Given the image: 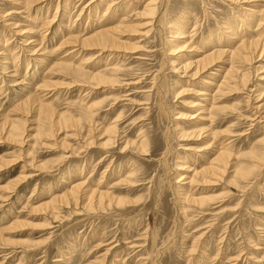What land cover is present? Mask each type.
Wrapping results in <instances>:
<instances>
[{"label": "rangeland", "instance_id": "rangeland-1", "mask_svg": "<svg viewBox=\"0 0 264 264\" xmlns=\"http://www.w3.org/2000/svg\"><path fill=\"white\" fill-rule=\"evenodd\" d=\"M29 1L0 0V264H264V0ZM129 15L123 50L60 47Z\"/></svg>", "mask_w": 264, "mask_h": 264}, {"label": "bare ground", "instance_id": "bare-ground-1", "mask_svg": "<svg viewBox=\"0 0 264 264\" xmlns=\"http://www.w3.org/2000/svg\"><path fill=\"white\" fill-rule=\"evenodd\" d=\"M28 1V0H27ZM30 1H32V0H30ZM29 1V2H30ZM93 1L94 0H92L91 1V3H93ZM103 1V0H102ZM102 1H100L99 3H102ZM113 2H114V0H112ZM249 1V0H248ZM104 2V1H103ZM244 2V1H243ZM250 2V1H249ZM99 3H97V5L99 4ZM109 3V2H108ZM112 3V2H111ZM111 3H109V4H107V6H106V12H105V14L103 15V16H105V15H107L106 13L107 12H112L113 11V7H111ZM29 4H31V2L29 3ZM96 4V3H95ZM111 4V5H110ZM87 5H91L90 4V2H89V4H87ZM115 5V4H114ZM99 6H100V4H99ZM145 7H144V10H143V13H147V14H153L154 12H156L157 11V6H155V3L153 2V1H149L146 5H144ZM89 7V6H88ZM90 8V10H89V12H88V14L89 15H95V16H97V14H96V12L98 11H94L93 10V8H91V7H89ZM114 10H115V8H114ZM82 11H85L84 10V7H82V9L80 10V14L79 15H81V13H82ZM92 11H94V12H92ZM260 11V10H259ZM114 12V11H113ZM141 12V11H140ZM117 13V12H116ZM124 13V12H123ZM254 13V12H253ZM114 14H115V12H114ZM114 14H112V16L114 15ZM126 14V13H125ZM137 14H138V12H137ZM78 15V16H79ZM122 15H124V14H122ZM102 16V17H103ZM131 16V17H130ZM137 16V15H136ZM100 17V16H99ZM115 17V16H114ZM133 16L132 15H129V17H122V19L119 17V19H121L120 20V23H118V24H114L113 26H111V27H107V28H103V29H99L97 32H95V33H92L93 35H91V36H89V37H80V36H78V35H74V36H71V35H69V37L71 38H69V39H65V40H62V42H61V46L60 47H67V46H70L71 45V48H72V46H76L77 45V47L78 48H80V47H82V48H84V49H86L85 48V45H87V46H92V45H96V43L95 42H98V41H96V40H99L100 38L103 40V42H99V43H97L98 45H99V49L100 50H103V49H107V48H109V49H111V50H119L120 51V48L122 47V50H123V46H125L124 44H122L121 43V41L119 40V38H118V35L116 36V33H118L119 32V30H121L120 28L121 27H123V26H125V27H130L129 25L130 24H126L125 22L126 21H128V19L130 20V18H132ZM135 18V17H134ZM99 19V18H98ZM242 19V18H241ZM100 20V19H99ZM126 20V21H125ZM264 20V19H263ZM102 21V19L100 20V22ZM119 21V20H118ZM117 21V22H118ZM129 22H131V21H129ZM186 23V22H185ZM260 23H263V22H260ZM179 26V25H178ZM261 26V25H260ZM185 26L184 25H182V29L184 28ZM186 28V27H185ZM124 29V28H123ZM179 29V27L177 28V30H175V32H174V36H173V38H174V42H175V40H180L181 41V39H184L185 37H187L186 35H185V32H183V31H180V30H178ZM257 30V29H256ZM95 31V30H94ZM23 34V33H22ZM82 36V35H81ZM122 36V35H121ZM120 36V37H121ZM74 37V38H73ZM73 38V39H72ZM247 39V38H246ZM245 39V40H246ZM256 38H254V40H247V41H242L241 42V44H240V46L238 47V49H236V51H234L233 50V52H232V50H231V52H232V54H239V53H241L245 48L247 49V48H252V47H258V45H259V40H258V38L255 40ZM242 40V39H241ZM243 40H244V38H243ZM95 41V42H94ZM239 44V43H238ZM264 44V43H263ZM185 45V44H184ZM80 46V47H79ZM95 47V46H94ZM180 47H183V45L181 46L180 45ZM74 48V47H73ZM82 48H80V49H82ZM133 49H135L136 47H132ZM236 48V47H235ZM242 48H244L243 50H242ZM88 49H90V48H88ZM184 49V48H183ZM224 49V48H223ZM246 49H245V51H246ZM263 49V48H262ZM71 50V49H70ZM73 50V49H72ZM75 50V49H74ZM73 50V51H74ZM121 50V51H122ZM125 50V49H124ZM176 50V49H175ZM178 50V49H177ZM239 50H242L241 52H239ZM252 50V49H251ZM253 50H255V49H253ZM104 51V50H103ZM110 51V50H109ZM137 51V50H136ZM244 51V52H245ZM249 51V50H248ZM123 52V51H122ZM227 52H229V50L227 51ZM227 52H225V53H227ZM230 52V53H231ZM1 53V52H0ZM76 53V52H75ZM74 53V54H75ZM79 53V52H78ZM222 53V52H221ZM249 53V52H248ZM100 54V53H99ZM210 54V53H209ZM245 54V53H244ZM246 54H247V52H246ZM245 54V56H247ZM249 54H251V53H249ZM66 55H68V54H66ZM211 55V54H210ZM222 55H223V53H222ZM256 55V54H255ZM233 55H231L230 57L233 59V57H232ZM238 57H239V55H237ZM250 56V55H249ZM249 56H247V57H249ZM260 56V55H259ZM210 57V56H209ZM209 57H206L207 59L209 58ZM254 57V56H253ZM75 58V57H74ZM211 58V57H210ZM252 58V57H251ZM232 59H231V61H232ZM259 59V58H258ZM83 61H84V59H83ZM80 62V61H79ZM86 63V62H85ZM187 64V63H186ZM192 64V63H191ZM205 64V63H204ZM216 64V63H215ZM55 66H57L59 69L61 68L62 70H64V71H66V72H71V73H73L74 72V74L76 73L77 75L79 74V73H84V69H82V65L80 66V67H78V66H75L74 65V63L72 64V63H69V62H56L55 64H54ZM79 65V64H78ZM206 65V64H205ZM55 66H53L52 68H54ZM183 66H186V65H183ZM213 66V65H212ZM236 66L237 65H235V66H233L232 68H236ZM56 67V68H57ZM192 67V66H191ZM204 67V66H203ZM207 67V66H206ZM4 69H6V67H3ZM55 68V69H56ZM84 68V67H83ZM212 68V67H211ZM231 68V67H230ZM60 69V70H61ZM109 71H110V69H108ZM202 70V69H201ZM206 70V69H205ZM207 70H209L208 68H207ZM100 71V70H99ZM51 72V71H50ZM65 72V73H66ZM105 72H107V71H105ZM117 72V71H116ZM203 72V71H202ZM95 73V72H94ZM109 72H107V74H108ZM195 73V72H194ZM85 74V76H86V73H84ZM92 74H93V72H92ZM107 74H105V73H103V72H97L96 71V73L95 74H93V78L95 77V79H97L99 82H101V83H103V82H107L108 80H109V77H107L106 75ZM115 74V73H114ZM230 74V73H229ZM83 75V74H82ZM231 75V74H230ZM229 75V76H230ZM109 76V75H108ZM232 76V75H231ZM79 77V76H78ZM226 77V76H225ZM229 78L227 77L226 78V81L228 80ZM138 80V79H137ZM225 81V80H224ZM223 81V82H224ZM86 82V81H85ZM89 83V82H88ZM87 83V84H88ZM129 83V82H128ZM227 83V82H226ZM225 83V84H226ZM45 84V83H44ZM46 84H48V82L46 83ZM45 84V85H46ZM93 84V83H92ZM223 84V83H222ZM224 84V85H225ZM231 85V84H230ZM218 88V87H217ZM43 90V89H42ZM262 96V95H261ZM32 99H33V97H32ZM31 99V100H32ZM260 100V99H259ZM38 102H41V101H39V100H37ZM30 102V101H29ZM35 102V101H34ZM43 102V101H42ZM27 103V102H26ZM36 103V102H35ZM21 104V103H20ZM92 104V103H91ZM260 104V103H259ZM263 105H264V103H262ZM38 105H39V103H38ZM44 104H42V106H43ZM100 105V104H99ZM21 106V105H20ZM90 106V105H89ZM40 107V106H39ZM38 107V108H39ZM91 107H95L94 105L93 106H91ZM260 107H262L261 105H260ZM264 107V106H263ZM41 108V107H40ZM206 109V108H205ZM208 109V108H207ZM259 109V108H258ZM39 110V109H38ZM41 110H43V109H41ZM46 110V109H45ZM261 110H262V108H261ZM44 111V110H43ZM42 112V111H41ZM40 112V113H41ZM256 112V111H255ZM62 116V115H61ZM205 116V117H204ZM203 116V118H199V120H207V119H213V118H211V114L210 113H208V114H205ZM93 118V117H92ZM4 120V119H3ZM5 120H6V118H5ZM59 120V119H58ZM12 121V120H11ZM11 121H9V122H11ZM8 122V123H9ZM13 122V121H12ZM16 122H18L17 120H16ZM58 122V121H57ZM211 122L213 123V120H211ZM3 123H4V121H3ZM112 123V122H111ZM15 124V123H14ZM14 124H12V126H11V130H9V138L10 137H12V138H14V137H17L18 136V133L16 132V126L14 125ZM18 124V123H17ZM16 124V125H17ZM115 124V123H114ZM5 125V124H4ZM7 125V124H6ZM211 125V124H210ZM210 125H209V127H210ZM2 126V125H1ZM9 126V125H8ZM2 127H4V126H2ZM18 127H20V126H18ZM103 128V127H102ZM108 128V127H107ZM26 129V128H25ZM100 130V129H99ZM104 130H106V128H104ZM211 128H210V134L213 136V134H214V131H212L211 132ZM5 131H6V129H5ZM8 131V130H7ZM20 131H22V129L20 130ZM118 131V130H117ZM4 132V131H3ZM103 132V131H102ZM105 132H107V130L105 131ZM105 132H104V135H105ZM110 132V131H109ZM109 132L107 133V134H109ZM116 132V131H115ZM8 133V132H7ZM111 133V132H110ZM112 135V134H111ZM7 136V135H6ZM34 136V135H33ZM47 136V135H46ZM214 136H215V134H214ZM212 139V138H211ZM211 144V143H210ZM209 144V145H210ZM221 144V145H220ZM228 144H229V142H220L219 144H217L218 146H216V149H217V147H218V150H217V152H216V154L214 155V157L210 160V163H209V165L208 166H204V167H202V169L200 168V170H196V172L194 171V176H193V181H194V178H198V175L201 173V175L203 176V178H204V175H207L208 176V174H211V176L213 177H215L216 175L217 176H219V175H222V174H219L218 175V173L217 172H225L226 171V169L228 168V165H230V163L228 162L229 160H230V158H231V154L229 153V147H228ZM220 145V146H219ZM231 151V150H230ZM15 162V161H14ZM12 164V163H11ZM10 164V165H11ZM3 165V164H2ZM221 165H223V166H221ZM241 166V165H240ZM181 167V166H180ZM223 167V168H222ZM232 167V166H231ZM239 167V166H238ZM238 167H237V169H238ZM5 168V167H4ZM236 168V167H235ZM243 168V167H242ZM183 169H185V168H183ZM196 169V168H195ZM238 171V170H237ZM132 172V171H131ZM219 172V173H220ZM235 172V171H234ZM239 172V171H238ZM242 173V172H241ZM134 174V173H133ZM130 175V174H129ZM245 175V174H244ZM128 176V175H127ZM210 176V175H209ZM210 176V177H211ZM211 177V178H212ZM28 178V177H27ZM199 179H200V177H199ZM122 180V179H121ZM25 181V180H24ZM197 181V180H196ZM202 181L203 182H205V181H207V180H204V179H202ZM133 183V182H132ZM191 184V183H190ZM16 185V184H15ZM82 184L80 183V184H74L70 189H69V192L67 191L64 195H62V196H57V198L56 199H54L53 201H51L50 202V200H49V202L51 203V204H53V206H55L54 204L56 203V201L57 200H60V197H62L61 198V200H65V198L67 197V195L69 196V194H70V196L71 195H76L77 194V192H78V190H80V189H78V188H80V186H81ZM6 187V186H5ZM82 187V186H81ZM11 188V187H10ZM8 191V190H7ZM97 193V190H94L90 195L91 196H94L95 194ZM107 193L106 192H98V195L99 196H105ZM184 196V195H183ZM58 197H59V199H58ZM201 197V196H200ZM198 198V197H192L191 198V202H190V204L191 205H193V204H199V205H202L203 206V204L205 203V200H204V197H201V198ZM110 198V197H109ZM206 198V197H205ZM53 199V198H52ZM90 199V198H89ZM92 199V198H91ZM101 201V200H100ZM102 202V201H101ZM100 202V203H101ZM46 203V202H45ZM43 204L44 206H46V204ZM207 203V202H206ZM56 207V206H55ZM2 237V236H1ZM1 240V239H0ZM199 247V246H198ZM194 249V248H193ZM232 264V263H231Z\"/></svg>", "mask_w": 264, "mask_h": 264}]
</instances>
